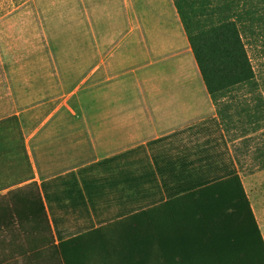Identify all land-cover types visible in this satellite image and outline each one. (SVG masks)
Wrapping results in <instances>:
<instances>
[{"label": "crops", "instance_id": "0c3cea01", "mask_svg": "<svg viewBox=\"0 0 264 264\" xmlns=\"http://www.w3.org/2000/svg\"><path fill=\"white\" fill-rule=\"evenodd\" d=\"M5 17L0 197L36 184L56 244L119 215L126 169L164 199L156 167L174 153L241 178L250 137L217 116L171 0H28ZM242 183L264 241V168Z\"/></svg>", "mask_w": 264, "mask_h": 264}, {"label": "trees", "instance_id": "16d2710c", "mask_svg": "<svg viewBox=\"0 0 264 264\" xmlns=\"http://www.w3.org/2000/svg\"><path fill=\"white\" fill-rule=\"evenodd\" d=\"M171 2L217 116L224 126L238 123L242 138L244 123L256 125L264 106L253 95L258 86L243 39L257 29L264 0ZM248 95L254 105L245 106ZM216 155L174 153L156 167L166 199L154 190V174L126 169L119 215L57 244L36 184L0 197V264H264L242 180L228 164L217 165Z\"/></svg>", "mask_w": 264, "mask_h": 264}, {"label": "rangeland", "instance_id": "374dc122", "mask_svg": "<svg viewBox=\"0 0 264 264\" xmlns=\"http://www.w3.org/2000/svg\"><path fill=\"white\" fill-rule=\"evenodd\" d=\"M26 1L28 0H0V33L3 27V22L8 19V17H5L6 14L15 10L16 7ZM259 7L261 8L259 9L261 20L256 23L257 29L253 34L246 33L243 39L258 86L253 95L260 97L264 103V4L259 5ZM241 94L242 93L236 94L238 100L243 96ZM245 100H247L245 106L254 105L251 96L248 95ZM254 120L257 121L256 125H253L249 119H247L243 125L244 128L242 127L244 129V131H242L244 132V137L246 136L250 138L243 140V142L238 141L236 144L237 146L234 149L242 180L246 173H257L264 168V132H262L263 134H260L261 132H258L260 129L255 132L258 128L264 130V106L260 118ZM226 125H232V123L228 121ZM237 126H239V130L236 128ZM234 128L236 129L234 130ZM240 129L241 127L238 123H235V125L233 124L230 130H233L234 132L231 135H237L236 137L239 139V136L241 135ZM233 138H235V136H233Z\"/></svg>", "mask_w": 264, "mask_h": 264}]
</instances>
